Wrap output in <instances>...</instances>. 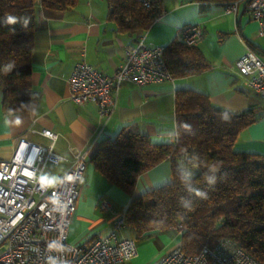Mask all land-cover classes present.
<instances>
[{
	"label": "crops",
	"instance_id": "crops-1",
	"mask_svg": "<svg viewBox=\"0 0 264 264\" xmlns=\"http://www.w3.org/2000/svg\"><path fill=\"white\" fill-rule=\"evenodd\" d=\"M31 1L37 10L29 78L31 102L27 112L14 115H5L0 106V162L12 157L20 138L48 145L49 141L39 135L42 129L57 135L54 151L67 159L60 165H49L45 180L64 173L75 153H87L85 183L78 190L68 229L70 244H87L109 232L111 219L99 210L100 200H108L124 213L133 198L171 182L172 166L166 159L141 173L130 195L98 173L90 158L100 140L112 139L125 128L146 135L155 144L174 143L178 90L204 94L213 106L233 113L260 108L256 121L240 132L233 150L264 155V99L244 85L235 66L249 49L264 62V39L258 37V24L249 17L245 3L232 12L213 0H161L160 18L148 30L132 35L121 32L108 19L105 0H78L62 12L42 10L40 0ZM192 24L201 28L197 47L209 64L208 70L172 82L123 84L116 108L107 119L98 117L94 104L78 106L71 101L69 77L80 60L112 76L122 63L124 47L145 37L147 43L164 48L175 40L180 27ZM17 117L19 124L14 122ZM122 234L133 239L128 230ZM143 250L144 246L137 245L132 264L149 259H141Z\"/></svg>",
	"mask_w": 264,
	"mask_h": 264
},
{
	"label": "trees",
	"instance_id": "trees-1",
	"mask_svg": "<svg viewBox=\"0 0 264 264\" xmlns=\"http://www.w3.org/2000/svg\"><path fill=\"white\" fill-rule=\"evenodd\" d=\"M77 1L40 0V7L62 12ZM105 2L108 19L132 35L148 30L163 11L161 0H148L149 7L140 0ZM8 17L17 22L9 24ZM36 17L31 0H0V106L5 115L24 113L30 107ZM163 58L174 79L209 69L197 45L174 40L164 47ZM259 110L233 113L213 106L204 94L178 90L174 143L155 144L128 128L112 139L100 140L90 162L110 184L130 195L141 173L166 159L171 162V182L133 198L125 208L130 235L142 239L173 231L181 235L179 246L187 254L198 253L205 243L228 239L264 264V155L233 150L240 132L256 121ZM223 112L230 122L221 120ZM184 123L191 125L190 133L180 127ZM188 171L193 175L182 182ZM205 174L215 175L216 183L209 186ZM189 188L206 192L207 198L189 193ZM182 197L192 201L191 211L182 207Z\"/></svg>",
	"mask_w": 264,
	"mask_h": 264
},
{
	"label": "built area",
	"instance_id": "built-area-1",
	"mask_svg": "<svg viewBox=\"0 0 264 264\" xmlns=\"http://www.w3.org/2000/svg\"><path fill=\"white\" fill-rule=\"evenodd\" d=\"M149 7L148 0H140ZM235 12L245 3L249 17L258 24L257 35L264 39V0H213ZM201 28L186 25L179 28L175 40L188 46L197 45ZM164 48L147 43L141 37L123 49L121 65L112 76L103 74L84 60L77 62L69 77L70 99L78 106L94 104L98 117L107 119L116 108L119 88L123 84L144 86L172 82L163 58ZM244 85L264 99V62L247 50L235 63ZM39 135L48 145L18 140L12 157L0 162V264H45L48 255H60L70 264H125L137 256L134 239L124 236L127 230L124 214L111 202L100 200L98 208L109 215L111 228L94 241L75 245L68 242L71 217L76 210L78 190L84 185L87 153H75L69 168L45 187L44 174L49 165H60L67 159L54 151L57 135L42 129ZM176 138V134H175ZM58 196L64 205L56 211L52 198ZM174 230L178 231L176 228ZM179 232V231H178ZM55 242L62 246L48 250ZM155 264H261L236 243L218 239L213 245H201L196 254H187L178 245L166 252Z\"/></svg>",
	"mask_w": 264,
	"mask_h": 264
},
{
	"label": "clouds",
	"instance_id": "clouds-1",
	"mask_svg": "<svg viewBox=\"0 0 264 264\" xmlns=\"http://www.w3.org/2000/svg\"><path fill=\"white\" fill-rule=\"evenodd\" d=\"M7 22L9 24H12V23H15L17 21H16V19L14 17H8ZM220 118H221L222 121L230 122V117H229V115L226 112L221 113V117ZM14 122L16 124H19L20 123L19 118L17 117ZM180 127H182L186 132L190 133L192 131L191 125H189V124L184 123V124H181ZM209 171L210 172H215L216 170L209 169ZM192 175H193V173L191 171L186 172L185 176L181 178V181L185 182L187 177H190ZM203 179H204V181L207 182V184L209 186H212V185H214L216 183L215 175L205 174L203 176ZM65 180H69V179L67 177L66 178H50L47 181H52V182L55 181V183H57V184H62V183L65 182ZM47 181H45V183L42 184V187H45L46 185L49 184ZM188 191H189V193H195V195L200 197V198H205V199L207 198V193L203 192V191H200L198 189L189 188ZM180 203H181L182 207H184L185 209H187L189 211L192 210V201L190 199L182 197L181 200H180ZM52 204H53L54 209L56 211H63L64 205L61 203V201H60L58 196H54L52 198ZM57 248H59L62 251V246L56 245L55 242H53V243L48 245V250L49 251H51L53 249H57ZM45 264H70V262L67 259L63 258V256H60V255H48L46 257Z\"/></svg>",
	"mask_w": 264,
	"mask_h": 264
},
{
	"label": "rangeland",
	"instance_id": "rangeland-1",
	"mask_svg": "<svg viewBox=\"0 0 264 264\" xmlns=\"http://www.w3.org/2000/svg\"><path fill=\"white\" fill-rule=\"evenodd\" d=\"M124 236L125 235L123 234L121 235V237H124ZM131 237H133L132 234H131ZM134 240L138 246H144V250L141 254L143 256L141 257V259L145 258V256L147 257L149 256V259H147L145 262L141 264H153L160 258V257H156L158 254L160 253L165 254L172 248L179 245L181 241V235L173 231H167L161 234H154L148 238L145 237L142 239L139 238V239H134ZM125 264H132V263L128 262Z\"/></svg>",
	"mask_w": 264,
	"mask_h": 264
},
{
	"label": "snow or ice",
	"instance_id": "snow-or-ice-1",
	"mask_svg": "<svg viewBox=\"0 0 264 264\" xmlns=\"http://www.w3.org/2000/svg\"><path fill=\"white\" fill-rule=\"evenodd\" d=\"M47 181V180H46ZM48 182V181H47Z\"/></svg>",
	"mask_w": 264,
	"mask_h": 264
}]
</instances>
